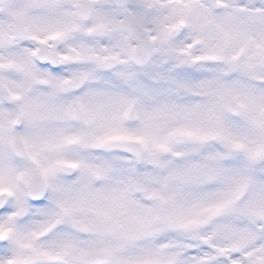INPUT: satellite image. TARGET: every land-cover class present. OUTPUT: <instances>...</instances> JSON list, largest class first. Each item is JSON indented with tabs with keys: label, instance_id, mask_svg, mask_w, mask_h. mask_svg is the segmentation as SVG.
Masks as SVG:
<instances>
[{
	"label": "snow or ice",
	"instance_id": "snow-or-ice-1",
	"mask_svg": "<svg viewBox=\"0 0 264 264\" xmlns=\"http://www.w3.org/2000/svg\"><path fill=\"white\" fill-rule=\"evenodd\" d=\"M0 264H264V0H0Z\"/></svg>",
	"mask_w": 264,
	"mask_h": 264
}]
</instances>
